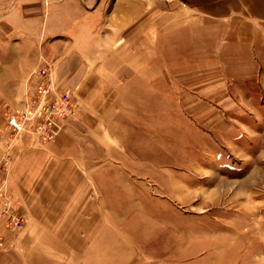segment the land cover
I'll list each match as a JSON object with an SVG mask.
<instances>
[{
  "label": "crops",
  "instance_id": "crops-1",
  "mask_svg": "<svg viewBox=\"0 0 264 264\" xmlns=\"http://www.w3.org/2000/svg\"><path fill=\"white\" fill-rule=\"evenodd\" d=\"M38 5L39 16L14 18L15 13L13 22L7 19L13 31L7 39L13 37L0 62V136L2 105L23 101L46 64L58 92L74 94L77 112L50 143L35 144L31 137L11 143L6 180L27 224L16 240L0 231V264H30L35 255L53 264H78L79 252L94 261V246L109 249L110 191L117 187L118 193L127 180L110 166L125 164L118 152L136 143L140 127H132L125 110L136 114L142 102L158 101L159 55L222 53L220 46L263 55L264 0H41ZM259 64L252 58L248 66ZM7 137L0 141L10 142ZM57 247L65 248L66 259ZM108 254L104 249L95 257L109 263Z\"/></svg>",
  "mask_w": 264,
  "mask_h": 264
},
{
  "label": "rangeland",
  "instance_id": "rangeland-1",
  "mask_svg": "<svg viewBox=\"0 0 264 264\" xmlns=\"http://www.w3.org/2000/svg\"><path fill=\"white\" fill-rule=\"evenodd\" d=\"M40 2L0 0V62L13 37L7 39L13 32L7 19L39 16ZM218 49L224 52L159 55L164 82L160 80L158 101L142 102L136 114L125 110L132 127H140L133 135L136 143L118 152L125 164L110 166L127 180L119 183L118 193L117 187L110 191L109 249L94 246V261L79 252L78 264H264V54ZM252 58L260 66L249 67ZM184 65L190 69H182ZM51 69L44 77L36 75L21 103L1 107L0 138L11 141H0V231L15 240L23 235L27 217L6 180L10 148L30 135L16 134L9 120L37 95L40 82L51 83L49 99L55 101L60 92ZM61 93L71 96L66 108L70 120L77 112L75 96ZM61 124L63 132L66 121ZM10 203L14 208H8ZM13 211L22 219L16 229L9 214ZM104 249L109 263L95 257ZM57 251L67 258L64 247ZM30 264L53 263L35 255Z\"/></svg>",
  "mask_w": 264,
  "mask_h": 264
},
{
  "label": "built area",
  "instance_id": "built-area-1",
  "mask_svg": "<svg viewBox=\"0 0 264 264\" xmlns=\"http://www.w3.org/2000/svg\"><path fill=\"white\" fill-rule=\"evenodd\" d=\"M48 67L49 65L46 64L37 73V76L44 77L47 75L46 70ZM49 88L51 89L50 82L49 84L40 82L36 87L37 95L32 97V100L27 101L23 109L16 111V114H11L9 120V125L14 129L16 134L26 133L30 135L35 144L39 145L54 141L62 132L61 123L67 121L71 115V110L68 113L66 109L71 100L70 94L56 93L55 101H53L49 99ZM3 185H7L6 181H4ZM13 200L11 199V202L13 203L15 201V204L17 201ZM8 208L12 209L14 205L10 203ZM14 211L9 212V214L12 216L11 221H14L13 229H16L22 226V219L16 217Z\"/></svg>",
  "mask_w": 264,
  "mask_h": 264
}]
</instances>
